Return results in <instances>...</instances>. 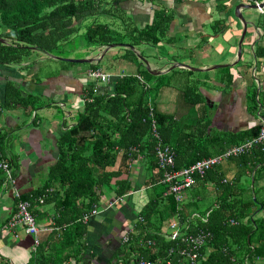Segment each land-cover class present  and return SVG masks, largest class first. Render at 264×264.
Masks as SVG:
<instances>
[{
  "label": "trees",
  "instance_id": "trees-1",
  "mask_svg": "<svg viewBox=\"0 0 264 264\" xmlns=\"http://www.w3.org/2000/svg\"><path fill=\"white\" fill-rule=\"evenodd\" d=\"M116 1L119 2L0 0V38L4 39L0 42V65L27 68L35 62L24 60L30 51L61 57L58 53L61 45L73 39L80 29L84 45L97 48L110 43H126L132 48L139 43L155 46L169 39L166 32L173 18L170 12L155 10L149 22L137 26L125 16ZM99 15L109 20L97 21ZM263 48L260 54H264ZM124 49L122 56L132 61L134 51L129 47ZM138 64L142 65L141 62ZM90 69L96 68L91 65ZM138 69L136 66L137 74L110 76L106 84L101 85L95 80L86 82L83 109L76 114L74 122L56 136L55 157L48 165L43 181L26 191L16 189L18 194L12 195V210L18 200H25L35 222L45 217L43 207L50 206L53 210L47 224H38V243L23 264H89L85 240L88 226L82 217L93 206L104 208L106 204L101 205L107 202L105 190H110L116 198L113 205L132 191L131 165L136 161L147 172L142 184L152 185L151 193L133 217L134 222L126 232L127 240L119 244L105 264H132L135 260L177 264L181 259L177 253L179 239H169L164 234H172L187 220L189 225L185 231L202 229L208 233L198 250L199 264H261L264 256V186L246 190L238 188L233 179L223 182V172L217 165L207 170L202 178L195 177L196 184L180 203L172 194H163L167 186L160 180L162 169L154 156L156 139L150 129L148 112H152L160 141L173 149L175 169L217 154L224 144L252 138L260 126L229 134L228 140L221 142L222 147L211 151L207 121L200 120L197 132L184 131L179 120L158 111L149 98L144 97L148 86ZM143 71L146 77L150 75L145 68ZM4 85V105L41 107L38 97L30 91H24L11 80ZM195 92L190 86H184L181 94L188 105H194L200 99ZM259 102L257 100V104ZM11 139L10 133L0 128V160L7 163L14 176L19 159L9 149ZM228 160L249 163L250 171L260 165L250 173L252 179L264 175V148L261 145ZM0 174V182H3L4 174L2 171ZM207 182L212 184V202L200 209L198 201L207 197L204 185ZM229 219L235 223H230ZM167 221L166 230H161V225ZM40 231L46 232L41 241ZM182 264L186 263L183 261Z\"/></svg>",
  "mask_w": 264,
  "mask_h": 264
},
{
  "label": "crops",
  "instance_id": "crops-1",
  "mask_svg": "<svg viewBox=\"0 0 264 264\" xmlns=\"http://www.w3.org/2000/svg\"><path fill=\"white\" fill-rule=\"evenodd\" d=\"M118 1L115 3L121 8L123 7L125 16H128V19L137 26L149 22L155 10L160 9L172 14L173 18L166 32L169 39L158 42V45L165 43L170 48L171 54L165 53L162 57L163 64L154 63L157 65L155 68L148 62L151 70L161 72L158 74L150 73L148 77L144 78L150 79L153 85H158L160 90L163 89L165 83L162 81L163 75L168 72L179 75L185 80L192 79L191 83L188 81V84L181 85L175 92L180 94V99L184 105L180 106L178 110L175 109L174 114L171 115L178 121L189 111L195 113L194 122L188 125L180 123L182 128L188 132H197L200 120L207 121L206 131L210 135L207 140L211 142L209 148L213 151L223 146L220 144L223 140H228L229 134L259 125V115L264 116V110L260 109L261 102L257 104V100L261 101L264 96V54L259 53L264 46V6L256 9L258 15L256 12L248 13L246 8L239 9L244 20L253 22V26L247 25L245 34L248 32V36L245 37L244 34L241 41V59L245 58L247 62L245 66L241 64L226 66L236 60L237 41L241 34L238 23L234 22L232 18L234 4L236 2L250 3L249 1L236 0L235 3L234 0ZM218 35L221 37L220 41L215 38ZM243 43L244 45H242ZM177 49L185 54L184 60H179L180 62L200 70L192 71L180 66L174 57V54L177 53L173 52ZM213 52L215 53L213 54ZM33 53H37V55H28L27 59H24L30 62L35 60L27 68L0 65V128L10 133L11 140L14 139L13 143L16 144L13 146L14 149L22 155L18 158L19 165L13 173L14 188L18 192L35 188L43 181L47 167L55 157L54 141L56 136L60 130L66 128L65 126H70L76 114L80 112L78 108L80 104H78V100H73L74 96L80 99L83 109L82 96L86 83L85 80L83 82V77L79 75L78 67H76V72H73V69L61 68L54 70L50 68L45 72L40 69L41 62L53 59L45 58L41 52ZM104 56L110 58L113 57V53L111 50L105 52L100 59ZM37 60L40 62L36 63ZM214 64L226 65L214 68L212 67ZM170 65L172 67L169 68ZM103 73L110 76L124 74L123 72ZM194 73L198 74V78H191ZM10 80L16 86H21L24 91H30L38 97V101L42 104L41 107L37 108L39 110L32 109L30 105L25 108L17 105H4V84ZM185 85L193 88L195 93L200 95V99H197L198 102L194 105L187 104L184 112H181L180 110L186 106L181 94ZM147 86L149 87V84ZM70 103L72 106H69ZM176 111L178 112L176 113ZM206 112L210 116H206ZM67 120L69 122L66 125ZM231 144H224L218 153ZM12 152L17 157L19 156L15 150ZM259 167L260 165L257 164L250 171L249 163L240 164L228 159L223 160L218 165V169L223 172L222 180L233 179L238 188L246 190L251 187L260 188L264 186V175L255 179H252V175L250 176V173L252 174L254 169ZM131 173L134 182L132 191L122 197L116 205L101 209L98 214L87 220L88 227L85 240L88 246L89 264H105L119 244L122 243L121 236L126 234L128 227L133 223L131 212L134 210L135 204L132 195L138 194L137 202L139 203L142 194L146 195L147 199L151 193L152 185L142 184L147 172L140 162L136 161L131 165ZM1 176L2 174H0V178ZM162 184L164 183L162 182ZM204 185L207 190V197L198 201L200 209L208 204V200L213 194L212 184L207 182ZM109 191H104L106 193L104 199L107 202L113 199L112 193ZM163 194L168 195L167 189ZM12 195V187L2 185L1 181L0 264H23L27 261L32 250V240L29 244L25 241L23 235L26 233L22 228L12 230L3 228L5 219L12 210ZM187 195L183 198H186ZM105 202L101 207L107 203ZM144 202L140 203V207ZM43 210H45V217L36 221L39 225L47 224L53 212L50 206L43 207ZM168 221L171 220L168 219ZM38 236L41 241L46 236V232L40 231ZM261 264H264V256Z\"/></svg>",
  "mask_w": 264,
  "mask_h": 264
},
{
  "label": "rangeland",
  "instance_id": "rangeland-1",
  "mask_svg": "<svg viewBox=\"0 0 264 264\" xmlns=\"http://www.w3.org/2000/svg\"><path fill=\"white\" fill-rule=\"evenodd\" d=\"M235 1L236 0H234V3H235ZM236 3H238V2H236ZM247 12L251 13V14H252V12H256L257 15L259 14L256 11V9H248ZM232 18L234 19L233 20L234 22L238 23L239 29H240L239 31L241 32L240 21L237 20L234 16H232ZM96 20L102 21V22H107L109 19L106 16L99 15V16H97ZM81 32H82L81 29L78 30L77 35L73 39H69L67 42H64L61 45L60 50H58V53L61 57H64V58H68V57L69 58H83V57H95L96 54H99L101 48L84 45L83 39L81 37ZM240 32H239V34H240ZM218 36L215 38L217 41H220L221 37L220 36L218 37ZM247 36H248V32L245 34V37H247ZM242 45H244V43ZM58 49H59V47H58ZM134 49H135L136 53L133 52L135 54V58L132 61H130V60H128L122 56V54L125 52V49L122 46H115V47H111L109 50L106 51V52H109L111 50L113 53V57L109 58L107 56H104L102 59H100L97 62L71 63V62H67V61H59V60L53 59V60H48L46 62H41L40 65H41L42 70H44L45 72L48 71L50 68L52 70H54L55 68L69 69V70L73 69L72 71L76 72L75 71L76 67H78L79 68L78 72H79V75H81L83 77V82H84V80H85V82H89V81L94 80V79L92 80V78H89L86 75L87 69L89 70L91 65L95 66L96 69H98L102 72H110L112 74L113 73H121V72H123L124 74H137L136 73V66H138L139 69L137 71L141 74V78H143L146 83L148 82L147 85L149 84V87L147 88L144 97L146 99L149 98L151 103H153L159 111L174 114L175 109L178 110L180 106L184 105L180 99V94L175 93V92L181 87V85L183 86L184 84H188V81H190V83H191L192 79L189 78L190 80H185L184 78H182L179 75H176V74L173 75V74H171V72H168V73H166V75H163V78H162L163 79L162 81L165 82L163 84L164 86L162 87L163 89L160 90V89H158V87L155 88V86L153 85V82L150 79L144 78V77H146V74L143 71L144 65L138 64L140 62V60L137 57V55H141L142 58H144L146 56L145 58L147 59L149 64L153 65L155 68L157 65L154 63H157L158 65L163 64L164 60L162 57L165 55V53H169V55L171 54L170 48L165 43H162L161 45L157 44L155 46H149V45H145V44H136V46H134ZM173 52L178 54V55L174 54V57L176 59L175 61L179 64H183V62H180V61L184 60L185 54L182 53V51H180L179 49H177L176 51H173ZM214 53L215 52H213V54ZM28 54H29V56H36L37 55V53L34 54L33 51H30ZM24 57L25 56H23V58ZM172 65H170L169 68L172 67ZM174 69H176V68H174ZM177 72H179V71H177ZM39 75H42V74H39ZM111 77L114 78L115 75H111ZM111 77H110V79H111ZM191 78H198V74L194 73V75L191 76ZM73 100H78V104H80L78 108H79V111L81 112L82 102H80V99L78 97L76 98V96H74ZM185 105L186 106L180 110L181 112H184V109L187 107V103ZM69 106H72L71 103ZM37 110H39V109H36V111ZM177 112L178 111H176V113ZM194 116H195V113L193 111H189L188 113L184 114L183 117L179 119V121L182 124L188 125V124H191L192 122H194ZM206 116H210V114L208 115V113L206 112ZM68 122L69 121L67 120L66 125L68 124ZM183 130L186 131L185 129H183ZM14 134H15V131H14ZM13 141H14V139H13ZM13 141L11 140V144L9 146V149H12V151L15 150V152H17L19 154V152L16 149H14V147H13V146H16V144L13 143ZM20 156H22V155L19 154L18 158ZM190 190H191V188L182 191V193H181L182 196L187 195ZM3 197H5V196H3ZM137 197H138V194L132 195V199H133L134 204H135V208L131 212L133 217L137 214V211L140 207V203L144 202L146 200V195L142 194L141 198H140V202L138 203ZM211 200H212V198L210 200H208V202H210ZM171 220L173 221L174 219H171ZM132 221H133V219H132ZM161 230H164V231L166 230L165 225H161ZM23 237L25 238V241L28 244L32 240L31 235L25 234V235H23Z\"/></svg>",
  "mask_w": 264,
  "mask_h": 264
},
{
  "label": "built area",
  "instance_id": "built-area-1",
  "mask_svg": "<svg viewBox=\"0 0 264 264\" xmlns=\"http://www.w3.org/2000/svg\"><path fill=\"white\" fill-rule=\"evenodd\" d=\"M254 3L256 5L258 4L257 1H255ZM257 9L259 8L257 7ZM86 75L89 78H92V80L94 79L95 81L101 84H106L110 79L109 77L110 75H108L107 73H103L102 71L98 69H94V70L89 69L87 70ZM260 102H261L260 108L264 110V96ZM148 117H151L150 129H151L153 137L156 139L153 150H154V156L156 159V163L158 167L162 169L161 181L163 183L169 182L172 180H176L178 177L181 178L182 180L179 184L173 186L174 190H177L182 186H187L188 184H190L192 182L191 176L193 173L202 174L204 170H206L213 164L219 162L221 155H218L217 153L211 156L202 157L196 160L195 162H193L192 164H189L179 169H175L173 167V164H174L173 163L174 161L173 149L169 144L161 142L160 139L158 138V135L155 131L156 124L152 117L151 110H149L148 112ZM260 140H264V120L261 121V128H260L259 134L254 140L248 141L241 146L230 148L226 152H224L223 155L227 156V155L237 154L239 152H242L245 148H248L252 144V142H256ZM0 171H2V173L4 174V181L2 182V185H8L12 187V194L17 195L18 192L14 188L15 179L11 175L10 169L7 163L3 160H0ZM177 198H179V196H177ZM182 198L183 197H181V200ZM115 201H116V198L109 200L104 206V208L111 207L115 203ZM101 209L103 208H97L93 206L87 214L83 215L82 220L87 221L91 216L98 214V212L101 211ZM130 227L131 225L128 227V231ZM3 228L5 230L22 228L26 234L32 236V249L38 243L36 234L40 230V228L38 224L35 222V219L32 213L28 210V203L25 200H18L16 202L15 208L14 210L10 212L8 219L3 224ZM121 238L123 240H127V235L124 234L121 236ZM190 240L195 244H199L203 241V236L201 234H197L195 237L190 238ZM194 256L195 255L193 253L187 254L188 261L190 264L194 263ZM132 264H152V263L147 262V261H142V260H135L134 262H132ZM245 264H249V263L245 262Z\"/></svg>",
  "mask_w": 264,
  "mask_h": 264
},
{
  "label": "bare ground",
  "instance_id": "bare-ground-1",
  "mask_svg": "<svg viewBox=\"0 0 264 264\" xmlns=\"http://www.w3.org/2000/svg\"><path fill=\"white\" fill-rule=\"evenodd\" d=\"M259 116H260V118H259L260 119L259 126L261 128V121L264 120V116H262L261 114ZM259 131H260V129H259ZM259 131L252 138H248V139H246V140H244V141H242L240 143L231 144V145L227 146L223 151H221L220 153H218V155H221V158H220L219 162L213 164L212 166H210L209 168H207L206 170H204V172L202 174L193 173L192 176H191L192 177V182L190 184H188L187 186H182V187H180L177 190H174L173 189V186L174 185H177V184H179L182 181L181 178H179V177L176 180H172V181H169V182H164V184L167 186V193L168 194H172L174 196L175 201L180 203L181 197H183L182 194H181L182 191L187 190V189H190V188H192L193 185L196 184L195 177L196 178H202V176L204 175V173L207 170L216 167L223 160L229 159V158H232V157H238V156H240V155H242L244 153L251 152L257 145H261L264 148V140H260V141L252 142V144L248 148H245L242 152H239L237 154L227 155V156H224L223 155L224 152H226L230 148L238 147V146H241V145H243L244 143H246L248 141L254 140L258 136ZM222 181L223 182H226V179H224ZM177 196H179V198H177ZM229 222L230 223H235V221H233L232 219H229ZM188 225H189V220H187L183 224V226H179L172 234H166V233L164 234V236L166 238H169V239L178 238L179 239L178 244H180V245H178L179 247L177 249V253L181 257V259L178 261L177 264H182L183 261L186 264H190L189 261H188L187 254H191V253H193L195 255L194 256V263L193 264H199V260H198V257H199L198 250L205 243V241H206L205 239L208 236V233L206 231H203L202 229H198L195 232L185 231V230H187ZM182 228H184V230H182ZM197 234H201L203 236V241L201 243H199V244H195V243H193L190 240V238L195 237ZM125 241L126 240H123L121 238V242L122 243L125 242Z\"/></svg>",
  "mask_w": 264,
  "mask_h": 264
},
{
  "label": "water",
  "instance_id": "water-1",
  "mask_svg": "<svg viewBox=\"0 0 264 264\" xmlns=\"http://www.w3.org/2000/svg\"><path fill=\"white\" fill-rule=\"evenodd\" d=\"M264 6V0H261L258 2V4L256 5L255 3H245V2H238L234 5L233 7V16L236 17L240 23H241V34L239 36V39L237 41V48H236V60L230 64H214L212 67H219V66H234L236 64H241L242 66H245L246 64V60L245 58L241 59V41L244 37L247 25L249 26H253V22L248 21V20H244V18L242 17L241 13L239 12V9H257L258 8H262ZM4 39L0 38V42H3ZM126 44V43H110L107 46H104L100 49L99 54H96L95 57H83V58H64V57H59V56H54V55H47L46 53H44L45 56H51L54 59L57 60H63V61H67V62H74V63H81V62H97L100 60V58L103 56V54L109 50L111 47H115V46H122V47H129L131 50L134 51V49L132 48L131 45ZM137 57L139 58L140 62L144 65L145 70H147L149 73L151 74H158L161 71H153L150 69L148 61L145 58H142L141 55H137ZM180 66L188 69V70H192V71H198L200 70L199 68L196 67H191L187 64H180ZM166 72V70H164ZM164 73V72H163Z\"/></svg>",
  "mask_w": 264,
  "mask_h": 264
}]
</instances>
